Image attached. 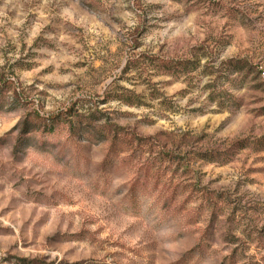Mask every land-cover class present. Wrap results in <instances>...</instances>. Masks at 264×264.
<instances>
[{
    "label": "clouds",
    "instance_id": "obj_1",
    "mask_svg": "<svg viewBox=\"0 0 264 264\" xmlns=\"http://www.w3.org/2000/svg\"><path fill=\"white\" fill-rule=\"evenodd\" d=\"M257 71L264 0H0V264H264Z\"/></svg>",
    "mask_w": 264,
    "mask_h": 264
},
{
    "label": "rangeland",
    "instance_id": "obj_2",
    "mask_svg": "<svg viewBox=\"0 0 264 264\" xmlns=\"http://www.w3.org/2000/svg\"><path fill=\"white\" fill-rule=\"evenodd\" d=\"M240 71H243V69H239ZM257 75L260 76L259 71H257ZM253 79H255V77H253ZM264 83V82H262ZM255 87L260 88L261 87V83H258L255 85ZM260 113H264V108H261L258 110ZM223 124V121L220 122V124L218 125V127L220 125ZM256 147L258 150L260 151H264V138H261V140L256 142ZM249 172H255V171H260V169H249ZM225 178V173L222 171H213L211 173V179H210V183H215V182H219L220 180ZM23 261V264H29V262L27 261L26 257H21L19 258Z\"/></svg>",
    "mask_w": 264,
    "mask_h": 264
},
{
    "label": "built area",
    "instance_id": "obj_3",
    "mask_svg": "<svg viewBox=\"0 0 264 264\" xmlns=\"http://www.w3.org/2000/svg\"><path fill=\"white\" fill-rule=\"evenodd\" d=\"M259 74H260V76H264V73H262V72H259Z\"/></svg>",
    "mask_w": 264,
    "mask_h": 264
}]
</instances>
